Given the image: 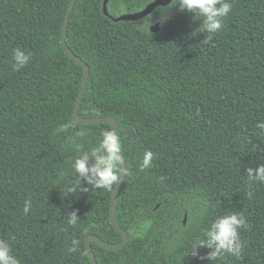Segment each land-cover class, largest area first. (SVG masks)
Masks as SVG:
<instances>
[{"label": "trees", "instance_id": "trees-1", "mask_svg": "<svg viewBox=\"0 0 264 264\" xmlns=\"http://www.w3.org/2000/svg\"><path fill=\"white\" fill-rule=\"evenodd\" d=\"M151 1L109 0L107 10L116 17ZM69 2L0 0V239L20 264H91L89 236L109 244L123 238L110 219L118 181L111 191L96 189L72 168L81 153L94 163L91 150L112 127L73 121L84 69L61 47ZM229 2L232 11L213 34L178 3L150 13L151 25L167 17L152 32L150 14L113 21L103 0H75L65 44L88 66L78 114L116 120L126 165L115 215L128 239L116 250L92 240L96 264H264V183L247 175L264 164L257 128L264 122V0ZM16 48L31 53L18 71ZM146 151L154 158L141 172ZM232 212L246 220L238 230L242 252L209 259L212 249L199 241ZM73 238L79 247L69 252Z\"/></svg>", "mask_w": 264, "mask_h": 264}, {"label": "clouds", "instance_id": "clouds-1", "mask_svg": "<svg viewBox=\"0 0 264 264\" xmlns=\"http://www.w3.org/2000/svg\"><path fill=\"white\" fill-rule=\"evenodd\" d=\"M179 4L180 10H186L193 12L196 16L203 17V29L208 33H217L223 28V19L229 15L232 11V4L229 0H177L176 3L171 2L169 7ZM160 12L166 11L164 8L159 9ZM147 27L149 29L152 21L151 14L146 18ZM145 19L141 23V26L145 23ZM167 17L161 16L157 22H165ZM13 70L18 71L25 67L31 60V53H25L20 48H16L13 51ZM72 127L71 122L61 124L56 131L58 133L66 132ZM257 128L264 130V122H258ZM102 139L99 143L92 148L91 158L94 163L89 164V154H79L72 163V168L79 177L91 184L93 188L112 190L119 179L118 163L121 160L122 144L121 138L117 130L109 129L104 130L102 133ZM154 153L146 151L143 155L142 162L139 164V171L144 170L152 166ZM247 175L249 181H259L264 183V164L258 165L255 169L248 168ZM79 186V180L77 181ZM75 191V188L69 189ZM83 190V189H82ZM252 193L249 192V198ZM31 208V201L27 200L24 204V213L27 214ZM79 216L76 211L70 213L68 217V223L75 225ZM246 220L241 213L232 212L227 215L221 216L215 219L210 228L207 231L206 239L199 241V246H207L212 249L207 254L209 259H217L223 254H231L239 257L244 247L240 235L239 229L246 227ZM138 237L142 238V233H136ZM79 240L73 238L71 241V247L69 252H75L79 247ZM193 255L196 254L195 249ZM0 264H20V261L12 254L11 246L9 243L0 239Z\"/></svg>", "mask_w": 264, "mask_h": 264}, {"label": "water", "instance_id": "water-1", "mask_svg": "<svg viewBox=\"0 0 264 264\" xmlns=\"http://www.w3.org/2000/svg\"><path fill=\"white\" fill-rule=\"evenodd\" d=\"M108 1L109 0H103V13H104V15L109 16L113 21H120V20H137V19H140V18L150 14L158 6H167L168 4L171 3L172 0H153L139 11H136L133 13L121 14V15L116 16V17H113L108 13V10H107ZM74 3H75V0H70V2L68 4L67 10L65 12L62 31H61V47H62L64 53L68 57L73 59L76 64L81 65L84 69L82 83H81L79 92L77 94V99H76L74 109H73V114H72L73 121L75 123H78V124H92V123L108 122L111 124L112 129L118 130L117 122L112 117L83 118V117H80L78 114V107H79L80 101L82 99V96H83V93L85 90V86H86V82H87V78H88V66L84 61H82L79 57H77L74 53H72L65 44V30H66V26H67L69 16H70V13H71V10L73 8ZM159 29H160L159 22H155L154 24H152L150 26V30L152 32H157V31H159ZM123 132H124V134H126L130 138H135V134L131 128L124 127ZM119 164H120V177H119L117 185L115 186V188L113 190L112 197H111L110 219H111V222H112L114 228L122 234L123 238H122V241L117 243V244H109V243L101 240L96 235L89 236L85 241V247H86L88 257L91 261V264H96V261H95V258H94V255H93V252L91 249V245H90V242L92 240L96 241L103 248H106L109 250H116V249L122 248L128 239L127 232L119 227L117 220H116V215H115V202H116V198H117V193L122 187V184H123L124 178H125V172H126V165H125V162L123 160L122 155H121V160L119 161Z\"/></svg>", "mask_w": 264, "mask_h": 264}]
</instances>
